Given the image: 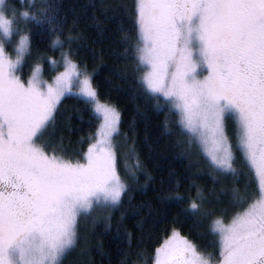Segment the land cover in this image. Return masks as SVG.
<instances>
[{"label":"snow or ice","instance_id":"snow-or-ice-1","mask_svg":"<svg viewBox=\"0 0 264 264\" xmlns=\"http://www.w3.org/2000/svg\"><path fill=\"white\" fill-rule=\"evenodd\" d=\"M134 13L140 88L158 107L163 97L189 152L235 177L227 133L233 122L236 150L256 185L251 194L233 188L239 211L230 222L205 211L199 188L185 200L177 186L172 198L187 203L189 215L210 221L218 254L202 252L174 230L155 250L154 264H264V0H136ZM56 22L51 0H29L26 9L0 0V264H64L80 246L81 221L97 209L118 207L128 188L115 145L121 114L101 102L70 51L61 52L63 71L52 83L43 80L39 63L27 81L16 74L33 55L29 24L48 25L52 46L65 47L52 27ZM68 95L81 99L99 121L83 162L51 141ZM135 167H142L138 157Z\"/></svg>","mask_w":264,"mask_h":264},{"label":"trees","instance_id":"trees-1","mask_svg":"<svg viewBox=\"0 0 264 264\" xmlns=\"http://www.w3.org/2000/svg\"><path fill=\"white\" fill-rule=\"evenodd\" d=\"M51 2L57 15L52 27L65 47L52 46L55 34L48 25L31 23L33 55L29 58L40 61L53 77L57 68L51 61H61V52L70 51L81 70L92 74L100 100L119 110L118 139L133 150L142 165L135 170V178L123 168L128 188L120 205L108 222L81 229L80 246L64 264H153L155 250L174 230L215 258L218 250L211 247L210 221L189 215L187 203L178 204L172 197L177 186L185 200L195 197L199 188L207 200L205 211L213 213V218L230 221L239 211L233 207V188L249 194L256 191L242 155L236 157L235 177L217 173L201 153L187 150V137L176 133L175 119L163 98L158 107L157 101L140 88L134 56L136 0ZM15 4L26 9L29 0L23 5L15 0ZM69 35L72 40L67 39ZM98 127L99 121L82 100L67 96L61 102L55 128L50 129L51 141L62 144L68 158L82 161V153Z\"/></svg>","mask_w":264,"mask_h":264},{"label":"rangeland","instance_id":"rangeland-1","mask_svg":"<svg viewBox=\"0 0 264 264\" xmlns=\"http://www.w3.org/2000/svg\"><path fill=\"white\" fill-rule=\"evenodd\" d=\"M9 51L11 52V49H9ZM12 55H13V58H15V54L12 53ZM56 62H57V65H55V66L53 65V67L57 68V73L55 74V76L58 75L60 71H63L62 60L61 61H56ZM36 63H39L41 65V67H42V78H43V80L47 81L48 83H52L54 81L55 76L52 77L51 76L52 73L45 72L44 66H43V64L40 61H35L34 62V61H31V58H28L26 60V62L21 65V67L19 68V70L17 71L16 74L18 76H20V78L22 80L27 81L30 78V76H31L32 70H34V66H35ZM59 67H61V68H59ZM87 73L92 78V74L89 73V72H87ZM49 74L51 76L50 78H48ZM68 96H71V95H68ZM73 96H75V95H73ZM112 106H114V105H112ZM227 133H228V136H229V139H230L231 143L233 144V149H234L235 156L237 157L238 153L241 154L242 158H243V160L245 162L243 154L241 152H239L238 150H236L235 146L237 144V138L235 136V125L231 121H229L227 123ZM115 145H116V148H117V155H118V168H119V171H120V173L122 175V178L126 182L125 175L123 173V168L125 169V165H127L128 174L131 175V173H133V172L135 174V170H136V172L138 171L137 168L135 167V163H136V158L137 157L134 154L133 150H131V148H126V145L120 139H118V137L115 138ZM81 162H83V160ZM114 209L115 208H111V209H97L91 216L85 217L81 221V229L82 230L87 229L90 224L94 226L95 224H98V223L108 222L109 221L108 219L110 218V215H111V213H112V211ZM225 222H230V221H225ZM176 232H178V231H176ZM178 233L180 234V232H178ZM171 235L167 239H169L171 237ZM167 239H165V240H167ZM155 255H156V253H155ZM154 258H155V256H154ZM67 259H68V257L65 259V262L67 261ZM153 264H154V262H153Z\"/></svg>","mask_w":264,"mask_h":264}]
</instances>
